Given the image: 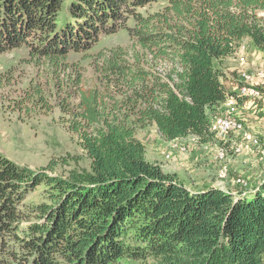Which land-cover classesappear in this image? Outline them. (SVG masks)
I'll return each mask as SVG.
<instances>
[{
	"label": "trees",
	"instance_id": "1",
	"mask_svg": "<svg viewBox=\"0 0 264 264\" xmlns=\"http://www.w3.org/2000/svg\"><path fill=\"white\" fill-rule=\"evenodd\" d=\"M156 1L163 11H136ZM262 11L264 0H0V53L28 45L54 85L73 90L59 106L91 168L62 176L54 159L31 169L0 154V264H264V181L238 194L190 190L137 137L148 124L165 140L212 137L211 113L233 94L217 63L243 38L264 60ZM130 16L141 52L133 61L121 47L100 53L98 84L84 87L62 59ZM36 186L45 200L26 204Z\"/></svg>",
	"mask_w": 264,
	"mask_h": 264
},
{
	"label": "rangeland",
	"instance_id": "2",
	"mask_svg": "<svg viewBox=\"0 0 264 264\" xmlns=\"http://www.w3.org/2000/svg\"><path fill=\"white\" fill-rule=\"evenodd\" d=\"M166 4L156 1L137 8L136 11L146 16L163 11ZM260 15L264 16V11ZM122 22L123 25L117 26L116 31L100 34L98 41L90 49L78 52L69 50L64 60L62 59L71 70L79 69L84 87L98 84L94 61L100 53L121 47L133 61V51H137L139 46L130 38L127 28L134 26V19L130 16L123 18ZM251 43L243 38L237 51L226 59L224 65L227 81L237 85L239 75L246 73L260 88L259 96L249 100L256 110L254 115L257 118L254 119H262L264 122V70L258 62V54H251L253 49L260 50ZM148 59L152 62L148 63ZM246 60H253L255 63L245 64ZM150 63H154L151 55L143 58L142 65L147 67ZM228 66L232 68L228 69ZM165 67L164 62L157 61L155 69L163 72ZM51 71L53 70L45 59L36 56L31 47L24 43L0 53V154L31 169H39L54 159L57 162L54 173L57 175L89 173L90 159L78 143L77 136L67 130V115L59 106V102L66 99V95L73 90L61 89V83L54 85V73ZM37 89L42 91V99L36 100L33 97L29 100ZM69 101L75 102V98ZM238 104L239 102L231 105L233 113ZM241 120L244 131L237 134L234 141L225 142L227 152L224 160L216 157L215 145L218 141L214 137L206 142L192 134L165 140L154 124L137 129V137L145 144L146 158L158 163L164 172L175 174L178 181L188 189L215 187L238 194L244 192L243 182L252 187L264 179V132L257 133L255 127H250L248 120ZM236 144L242 145L240 152L234 150ZM43 187L36 186L29 192L26 204L44 201ZM22 225H25L24 220ZM7 247L11 253L20 254V250L15 247ZM7 260L12 264L17 262L12 256Z\"/></svg>",
	"mask_w": 264,
	"mask_h": 264
},
{
	"label": "built area",
	"instance_id": "3",
	"mask_svg": "<svg viewBox=\"0 0 264 264\" xmlns=\"http://www.w3.org/2000/svg\"><path fill=\"white\" fill-rule=\"evenodd\" d=\"M233 94L227 96L224 102H222L221 111L216 113L210 118L208 130L212 137L218 141L216 143V157L218 160H224L226 157L225 142L236 134L243 133L244 125L243 121L234 115L232 110V104L238 103L239 100L258 97L260 94V88L254 84L250 76L246 73L239 75V83L233 89ZM197 137V136H196ZM242 149L241 144H236L235 151L240 152ZM248 184L242 183V187L246 188Z\"/></svg>",
	"mask_w": 264,
	"mask_h": 264
},
{
	"label": "crops",
	"instance_id": "4",
	"mask_svg": "<svg viewBox=\"0 0 264 264\" xmlns=\"http://www.w3.org/2000/svg\"><path fill=\"white\" fill-rule=\"evenodd\" d=\"M248 40V42H251L249 38H246ZM252 44V43H251ZM255 48V47H253ZM254 50V51H253ZM251 54L253 52H256L260 58V61L259 64H260V67L263 69V53L260 52V51H257L256 49H253ZM256 50V51H255ZM233 55H231L232 57ZM230 56H227L225 58H222L218 63L217 65L226 73V70H225V65L224 63H226V59H229L231 58ZM255 62H253V60L251 61H247L246 60V63L245 64H250V65H254ZM234 65V64H233ZM236 66V65H234ZM228 69H231L232 66H228L227 67ZM237 68V67H236ZM230 85H229V88L230 90H233L235 87H236V84H234L233 82H230V81H227ZM257 82V81H256ZM232 86V87H231ZM221 104L218 105L216 107V110L215 112H212L211 115H215L216 113L220 112L221 111ZM254 113H256V110L254 108V105L253 103L251 102V100L249 99H242L239 101V104L237 105V107L235 108L234 110V115L237 116L239 119H244V120H248L249 121V125L250 127H255V131L257 133H263L264 132V122L261 120H255L254 118H257L256 115H254ZM237 136L236 135H233L231 136L228 141H234L233 139H235ZM227 141V142H228ZM229 192V191H228ZM233 193V192H232Z\"/></svg>",
	"mask_w": 264,
	"mask_h": 264
},
{
	"label": "water",
	"instance_id": "5",
	"mask_svg": "<svg viewBox=\"0 0 264 264\" xmlns=\"http://www.w3.org/2000/svg\"><path fill=\"white\" fill-rule=\"evenodd\" d=\"M264 181V179L263 180H261L258 184H260L261 182H263Z\"/></svg>",
	"mask_w": 264,
	"mask_h": 264
}]
</instances>
